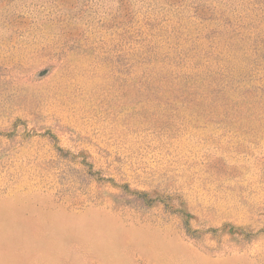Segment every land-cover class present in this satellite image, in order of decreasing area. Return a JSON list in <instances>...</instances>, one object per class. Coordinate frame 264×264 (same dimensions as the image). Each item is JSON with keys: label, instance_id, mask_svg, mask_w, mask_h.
Here are the masks:
<instances>
[{"label": "rangeland", "instance_id": "374dc122", "mask_svg": "<svg viewBox=\"0 0 264 264\" xmlns=\"http://www.w3.org/2000/svg\"><path fill=\"white\" fill-rule=\"evenodd\" d=\"M0 264H264V0H0Z\"/></svg>", "mask_w": 264, "mask_h": 264}]
</instances>
